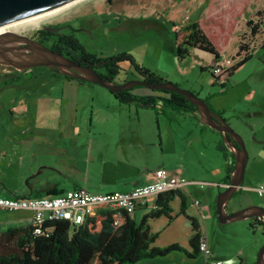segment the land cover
I'll list each match as a JSON object with an SVG mask.
<instances>
[{"label":"rangeland","instance_id":"374dc122","mask_svg":"<svg viewBox=\"0 0 264 264\" xmlns=\"http://www.w3.org/2000/svg\"><path fill=\"white\" fill-rule=\"evenodd\" d=\"M241 2L243 3V0L235 2L236 25L223 54L235 57L236 62L250 51L253 52V56L229 76L225 85L216 83L210 70L201 68L199 62L206 60L205 57H199L194 53L181 60L176 54L175 31L184 35L183 30L187 24L203 19L207 15L208 0H113L112 2L80 0L47 18L39 27L17 32L30 35L49 22L83 15L87 20L85 25L89 32H78L76 36L89 51L101 55L128 52L146 68L158 75L175 78L174 80H177L182 88L189 89L206 99L213 110L232 122V126L241 133L245 141L249 158L245 181L237 192L252 194L264 207L263 196L244 188L251 176L255 178L264 176L263 161L259 157L258 150L260 148L258 141L264 138V115L248 116L264 105V48L260 47L264 42V0H251L243 4L244 6ZM259 10L263 11L261 15L257 14ZM250 19L254 21L253 25L256 22L259 25L257 35L252 33L253 25L247 23ZM246 43L248 50L247 48L240 50V45ZM238 52L241 54L238 55ZM132 69L128 74H120L117 80L126 77L143 78L134 68ZM6 70L8 69H2L0 66V71ZM34 71L38 76L31 81L47 87L46 89L51 87L50 95L47 90L40 92L44 97H50V101L43 114L46 120L36 122L34 129H43L39 126L47 125L48 129L69 132L117 130L123 119L137 121L139 116L140 129L154 134L155 144L159 147V157L162 156L170 172L182 171L186 179L207 180L212 166L219 165L220 160L223 159L222 152L216 149V143L213 142L214 138L221 136L217 131L204 128V124L192 112L174 109L171 106H163L159 112L154 108L141 107L134 102L123 103L108 88L100 84L86 83L89 86H80L81 82L55 74L46 66L35 67ZM65 82H72L74 85L64 90ZM134 92L138 95H147L153 93L154 89L138 85L134 88ZM7 96L13 97L12 93ZM36 108L37 105L34 107V114L37 113ZM15 110V113H19L17 111L19 107H15ZM159 115L160 121L157 119ZM242 119L258 122L256 132L239 127L238 121ZM16 128L18 125L11 120L10 112L0 113V182L5 180L7 171V160L3 157V152H8L10 136ZM253 184L261 183L254 181ZM1 186L3 187V183ZM197 187L201 191H206L208 188V186L202 188L200 185ZM219 194L220 191L216 188L214 192L216 201ZM173 204L176 209L180 208V197ZM229 205L231 206L232 203L230 202ZM82 216L83 212H80L78 223ZM216 221L219 227V239L222 238V242L216 239L214 244L220 249L226 264H231L228 262V256H233L238 247L252 245L256 240L264 239L263 226L261 224H256L254 228L251 226L254 222L253 218L224 223L217 217ZM150 224L154 232L160 233L155 245L164 247L169 245L173 238H181V246L188 251L192 250L189 242L183 237V233L188 228L186 217L180 215L170 222L168 217L162 216L151 219ZM171 253L174 264L193 263L184 251ZM252 253L254 256L251 262L256 264L258 253L256 254L255 250Z\"/></svg>","mask_w":264,"mask_h":264},{"label":"crops","instance_id":"0c3cea01","mask_svg":"<svg viewBox=\"0 0 264 264\" xmlns=\"http://www.w3.org/2000/svg\"><path fill=\"white\" fill-rule=\"evenodd\" d=\"M176 30L179 29L176 28ZM194 53L199 57H205V62L203 60L199 62L201 67L209 68L215 61V56L212 53L200 48H193L191 54ZM122 65L126 69L133 70L132 66L127 62ZM159 75L179 84L177 80H174L175 78ZM73 85L74 83L72 82H65L63 89L65 90L68 86ZM81 85L89 86L86 83H80ZM46 88L34 81L21 80L5 87L1 92L3 97L0 98V113L10 112L11 120L18 125V128L13 130L10 136L8 152H3V157L7 160V171L5 180L0 182V190L4 196H53L68 189L81 186H85L90 191L97 193L130 191L151 182L156 169L167 168L162 156L159 157V147L155 144L154 134L140 129L139 116L137 121L123 119L121 121L122 124L119 126L120 128L117 130H101L98 132L89 130L86 133L82 131L69 132L61 129H48L47 127L49 126L47 125L39 126L43 129H34L36 122H44L46 120L43 114L46 112V106L49 105L50 97H44V94H40V92L47 90L48 95H50L51 87ZM10 93H12L13 97L8 98L6 95ZM36 105L37 113L34 114ZM15 107H19V110H17L19 113H15ZM192 113L203 123L198 112L192 111ZM260 115H264V105L260 110L248 114L250 117ZM157 119L160 121V115ZM227 121L232 126V122L228 119ZM203 124L204 128H208L207 130L217 131L211 126ZM238 126L243 130L251 129L256 132L258 122L242 119L238 121ZM217 132L221 137L214 138L213 142L216 143V149L222 152L223 159L220 160L219 165L212 166L211 174L208 175L209 178L207 180L186 179L182 171L179 173L170 172L188 181H202L206 184L202 186L198 183H189L180 189L185 196L186 214L182 211V197L176 196L173 202L180 197V208L176 209L173 202H171L173 208L172 217L162 216L168 217L170 222L180 215L187 218L188 228L183 233V237L189 242L190 248H192L190 252L194 251L190 242V238L194 233L193 221L190 217H194L201 226L203 238L208 241L211 248L210 260H222V264H226L221 256L222 254H220V249L215 247L214 244L216 239L218 242H222V238L219 239L220 233L216 221L218 216L215 210L216 200L214 199V192L216 188L220 192L223 191L228 184L227 169L233 164L235 168L236 155L224 141L223 135L219 131ZM261 139L258 141L260 145L258 150L264 169V138ZM221 145L225 146L226 150H221L219 148ZM254 181L264 183V176L259 178L251 176L244 187L245 190H248L247 187L249 186H254ZM2 183L3 187L1 186ZM199 185L202 188L206 186L208 188L206 191H201L197 187ZM157 196L152 195L145 203L139 204L132 216L136 220H140L154 208ZM197 199L201 201L199 205L195 203ZM230 202L232 203L231 206L229 205ZM255 204L260 205V202L255 200L252 194L236 192L227 203L226 211L227 213H233ZM99 209H95L92 215H96ZM80 212H83V216L80 223H78L77 219ZM32 216L33 213L29 210L9 211L0 209V231L10 226H27L31 223ZM85 216L84 211H78L71 219V222L76 225L81 224ZM243 219L250 220L251 218L238 220ZM157 233L160 235L159 232ZM172 243L182 245V240L181 238H173L170 241V244ZM263 244L264 239H259L252 245L248 244L238 247L233 256H228V262L231 264H252L251 259L254 256L252 252L255 250L256 254H259ZM159 247L163 246L159 245ZM224 252L226 253V251ZM171 256H173L172 253H169L154 259L142 260L135 264H174ZM189 258L193 262L192 264H210L201 252H198L197 256Z\"/></svg>","mask_w":264,"mask_h":264},{"label":"trees","instance_id":"16d2710c","mask_svg":"<svg viewBox=\"0 0 264 264\" xmlns=\"http://www.w3.org/2000/svg\"><path fill=\"white\" fill-rule=\"evenodd\" d=\"M112 2L113 0H108ZM251 0H243L242 5ZM236 0H208L207 15L198 21L191 22L184 27L185 31L180 35L176 32V54L179 59L191 54L193 48H200L219 59L232 31L236 25ZM241 5V4H240ZM243 5V6H244ZM263 11L259 10L258 15ZM253 25L252 19L247 22ZM40 35L51 34L41 28ZM252 33H259V25L256 22L252 27ZM53 35V34H52ZM53 50L67 57L85 64L96 66L97 71L107 80L117 83L125 82L129 78L117 80L120 74H128L131 70L122 64L129 63L148 82H162L167 79L156 74L149 68L138 63L134 56L128 52L115 55H101L89 51L81 40L73 32L56 35L50 46ZM264 48V42L260 46ZM248 50V44H241L240 50ZM241 53L238 52V55ZM253 56V52L247 53L230 68L232 75L240 66ZM207 69L206 67H201ZM70 80L81 83H91L65 75ZM178 84V83H176ZM179 85V84H178ZM136 87V86H135ZM123 89L119 92L111 91L116 98L123 103H137L141 107L159 110L163 106H171L174 109L197 112L198 108L192 104L183 94L154 90L153 94L138 95L134 88ZM198 95V94H197ZM161 101V103H160ZM212 107V106H211ZM221 150L226 147L219 146ZM234 164L227 169V182L231 180ZM181 196L183 199L182 211L186 214L185 196L180 189L161 193L157 196L156 207L152 208L140 220H136L124 209L102 207L96 215H86L81 224H74L70 219H52L45 224L47 233L38 234L34 231V225L10 226L0 231V264H135L142 260L154 259L165 256L173 251H184L189 257L197 256L200 243L203 239L201 226L194 217V233L190 242L194 248L190 252L178 243H172L164 247L155 245L159 234L152 231L150 220L162 215L172 217L173 208L171 202ZM120 213L123 220L115 223V215ZM264 232V224L261 222ZM251 226L256 227L252 222Z\"/></svg>","mask_w":264,"mask_h":264},{"label":"water","instance_id":"95a60500","mask_svg":"<svg viewBox=\"0 0 264 264\" xmlns=\"http://www.w3.org/2000/svg\"><path fill=\"white\" fill-rule=\"evenodd\" d=\"M75 1L78 0H0V26L50 12ZM67 27L78 30L71 24L60 28ZM49 29L57 30L53 27H49ZM0 64L14 66L19 70H27L35 66H48L79 80L100 84L113 92L144 85L154 90H167L183 94L197 106L201 121L219 131L236 155V165L231 180L220 192L216 201V213L219 221L225 223L242 218H264V207L256 204L233 213H227V203L243 186L249 154L243 136L231 126L221 113L213 110L206 99L195 92L182 88L170 80L158 83L148 82L144 78L129 79L123 83L107 80L95 67L82 64L80 60L75 61L31 36L15 30L0 33ZM256 264H264V244L259 251Z\"/></svg>","mask_w":264,"mask_h":264},{"label":"built area","instance_id":"2783aa9c","mask_svg":"<svg viewBox=\"0 0 264 264\" xmlns=\"http://www.w3.org/2000/svg\"><path fill=\"white\" fill-rule=\"evenodd\" d=\"M235 57L222 55L212 65V72L218 83L225 84L229 78L230 68L236 63ZM198 183L204 186L202 181H188L179 175L172 174L167 168L161 167L154 171L151 182L136 187L130 191L92 192L87 187L81 186L71 188L63 193L53 196L39 197H6L0 190V209L17 211L29 210L33 213L31 223L34 225L35 233H47L50 228L45 229V224L52 219H72L78 211H84L86 215H92L97 208L111 207L124 209L133 215L137 206L145 203L152 195L177 190L186 184ZM248 190L255 191L264 196V183L249 186ZM199 205L201 201L195 200ZM156 207V205H154ZM264 219V218H263ZM123 218L120 213L115 215V223L120 224ZM201 253L210 264H222V260H210L212 251L208 241L203 238L200 243Z\"/></svg>","mask_w":264,"mask_h":264},{"label":"flooded vegetation","instance_id":"af4514ba","mask_svg":"<svg viewBox=\"0 0 264 264\" xmlns=\"http://www.w3.org/2000/svg\"><path fill=\"white\" fill-rule=\"evenodd\" d=\"M86 21L87 20L85 19V17L83 15H75L74 17H72L70 19L58 20V21L49 22V23L45 24L42 28H44L45 30L49 31L51 34L40 35L38 33V31H35L33 34H30L29 36H31L33 39L38 40V41H40V42H42V43H44V44H46L47 46L50 47L51 44H52V40H53V38H55L56 35L63 34V33H68V32H73L74 34H76L78 32H89V29L85 25ZM68 24H71L72 26H74L78 30H72V29H70L68 27L67 28H62V29L60 28V27H62L64 25H68ZM49 27L57 28V30L49 29ZM81 63L85 64L82 61H81ZM85 65H88V64H85ZM212 65L209 68H207V67L206 68L208 70H210L212 76L214 77V74L212 72ZM0 66H1L2 69H8L6 71H0V98L3 97L1 92H2V90L5 87L10 86V85H12L14 83H17V82H19L21 80L31 81V80H34L38 76V74L35 73V71H34V68L38 67V66L29 68L27 70H19V69L15 68L14 66H10V65L8 66V65L0 64ZM46 67H48V66H46ZM93 67H95V66H93ZM96 68H98V67L96 66ZM50 69H52L55 74H58V75H61V76L65 77V74H62L59 70H57L55 68H50ZM229 76H230V74H229ZM136 79H138V78H136ZM214 80H215L216 83H218L216 81L215 77H214ZM120 83H123V82H120ZM225 84H222V85H225ZM253 219H254V222L256 224H261V222L264 224V219L262 217H259V218L258 217H253Z\"/></svg>","mask_w":264,"mask_h":264},{"label":"bare ground","instance_id":"6f19581e","mask_svg":"<svg viewBox=\"0 0 264 264\" xmlns=\"http://www.w3.org/2000/svg\"><path fill=\"white\" fill-rule=\"evenodd\" d=\"M78 1H80V0H78ZM78 1H75V2H73L71 4H68V5L64 6V7L55 9L53 11H50V12H47V13H44V14L36 15V16H33V17H29V18H26V19H23V20H19V21L7 24V25L0 26V33L4 32V31H8V30L18 31V30H24L26 28L39 27L43 23L44 20H46L47 18L51 17L52 15H55L59 11H61V10L65 9V8L77 3Z\"/></svg>","mask_w":264,"mask_h":264}]
</instances>
